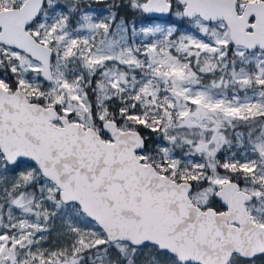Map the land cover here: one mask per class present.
Masks as SVG:
<instances>
[{"label": "snow or ice", "instance_id": "obj_1", "mask_svg": "<svg viewBox=\"0 0 264 264\" xmlns=\"http://www.w3.org/2000/svg\"><path fill=\"white\" fill-rule=\"evenodd\" d=\"M0 264H264V0H0Z\"/></svg>", "mask_w": 264, "mask_h": 264}]
</instances>
